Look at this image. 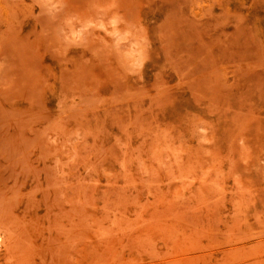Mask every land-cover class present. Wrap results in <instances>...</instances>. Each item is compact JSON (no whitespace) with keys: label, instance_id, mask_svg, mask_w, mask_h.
<instances>
[{"label":"rangeland","instance_id":"obj_1","mask_svg":"<svg viewBox=\"0 0 264 264\" xmlns=\"http://www.w3.org/2000/svg\"><path fill=\"white\" fill-rule=\"evenodd\" d=\"M0 264H264V0H0Z\"/></svg>","mask_w":264,"mask_h":264}]
</instances>
